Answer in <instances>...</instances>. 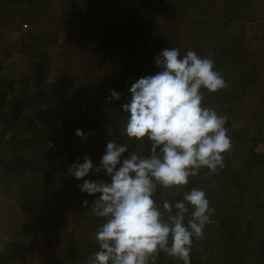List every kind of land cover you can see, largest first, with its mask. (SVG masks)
Listing matches in <instances>:
<instances>
[{"label":"rangeland","instance_id":"obj_1","mask_svg":"<svg viewBox=\"0 0 264 264\" xmlns=\"http://www.w3.org/2000/svg\"><path fill=\"white\" fill-rule=\"evenodd\" d=\"M172 46L213 59L228 82L202 102L228 117L232 147L223 169H201L187 186L204 188L214 208L191 264H264V0H0V81L34 120L7 128L0 118V160H25L12 174L0 166V264H86L98 250L102 220L81 208L94 197L66 175L68 163L98 162L109 140L125 142L116 121L126 101L109 102V90L129 96ZM78 128L95 134L82 141ZM158 190L162 201L181 199ZM236 223L242 232L229 237ZM157 261L183 264L164 253Z\"/></svg>","mask_w":264,"mask_h":264},{"label":"clouds","instance_id":"obj_2","mask_svg":"<svg viewBox=\"0 0 264 264\" xmlns=\"http://www.w3.org/2000/svg\"><path fill=\"white\" fill-rule=\"evenodd\" d=\"M154 62L159 71L132 82L129 96L109 90V102L126 101L120 106L125 119L116 121L125 142L109 140L98 162L85 154L68 163L66 175L94 197L81 208L102 220L95 229L98 250L86 264H156L160 253L191 264L194 239L212 223L205 189L187 186L201 169L213 175L225 167L232 147L228 117L202 102L203 90L215 93L228 82L213 59L194 50L164 48ZM90 134L75 131L82 141ZM158 189L181 199L160 203Z\"/></svg>","mask_w":264,"mask_h":264},{"label":"trees","instance_id":"obj_3","mask_svg":"<svg viewBox=\"0 0 264 264\" xmlns=\"http://www.w3.org/2000/svg\"><path fill=\"white\" fill-rule=\"evenodd\" d=\"M79 11L80 10H76V13L79 14L83 12V11L82 12L81 11L79 12ZM87 13H90L89 9ZM135 20L134 19L129 20V24L131 25V23H133ZM143 22H144L143 19L139 17V26L135 27V33L133 34L134 39L141 37L142 35L141 26ZM127 32L130 34L131 30L127 29L126 33ZM40 74L41 75L38 78L36 85H40L42 83V78L47 75V73L44 70H40ZM9 84L12 85L10 82L6 83L3 81H0V118H2L7 128H12L13 124L18 122L19 120H23V122H28L29 124H31L34 120L31 116H28V117L26 116L25 108H24V100L17 95H12V96L10 95L11 91H9ZM203 91H204V97H205L207 90L205 89ZM2 141H3V138L1 137L0 143ZM0 166L3 167L4 170L7 171L9 174H12L17 169L25 166V160L23 158H12L9 162L0 160ZM160 193H161V190H158L156 193V198H157V201L161 203L162 200L160 198ZM236 224H237L236 225L237 228H234V227L227 228L229 237H231V235L235 236V234L237 236L240 230H242L241 226H239V223H236ZM246 230H247L246 232H247L248 237H251L253 234H252L249 224L246 226ZM244 237H246L245 234H243L242 238L234 237L232 242L234 243L235 241H238V240L242 241ZM261 240L264 245V235L262 236ZM76 247H77V243L73 241L70 247L71 249L69 251H71V253L76 251ZM180 262L183 263L182 261ZM156 264H161V262L157 261Z\"/></svg>","mask_w":264,"mask_h":264}]
</instances>
